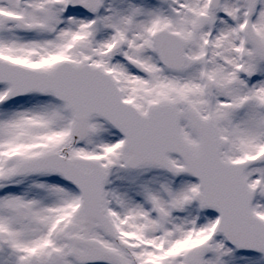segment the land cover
Returning a JSON list of instances; mask_svg holds the SVG:
<instances>
[{
  "label": "snow or ice",
  "instance_id": "obj_1",
  "mask_svg": "<svg viewBox=\"0 0 264 264\" xmlns=\"http://www.w3.org/2000/svg\"><path fill=\"white\" fill-rule=\"evenodd\" d=\"M0 264H264V0H0Z\"/></svg>",
  "mask_w": 264,
  "mask_h": 264
}]
</instances>
